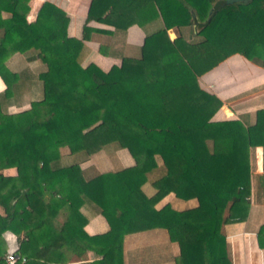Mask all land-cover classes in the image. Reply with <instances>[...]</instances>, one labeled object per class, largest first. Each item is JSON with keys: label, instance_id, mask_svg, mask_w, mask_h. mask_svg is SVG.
<instances>
[{"label": "trees", "instance_id": "1", "mask_svg": "<svg viewBox=\"0 0 264 264\" xmlns=\"http://www.w3.org/2000/svg\"><path fill=\"white\" fill-rule=\"evenodd\" d=\"M28 1L0 0L1 75L14 52L44 65L3 75L0 162L17 174L0 172V254L7 250L2 234L11 230L26 264H57L64 249L92 251L99 258L91 264H123L125 234L161 227L177 244L179 264H232L224 225L249 211L248 147H262L264 170V107L252 124L215 121L222 101L198 76L233 53L264 66V0L150 2L136 11L137 22L160 24L136 56L107 72L84 61L63 10L45 1L27 22ZM100 2L92 1L89 17L104 12ZM189 25L199 40L183 37L180 28ZM105 148L127 149L134 164L85 178L82 162ZM169 192L198 204L155 209ZM255 196L264 201V173ZM89 209L106 218V233L84 231ZM257 236L264 248V225Z\"/></svg>", "mask_w": 264, "mask_h": 264}, {"label": "crops", "instance_id": "2", "mask_svg": "<svg viewBox=\"0 0 264 264\" xmlns=\"http://www.w3.org/2000/svg\"><path fill=\"white\" fill-rule=\"evenodd\" d=\"M45 1L65 12L68 17L67 34L83 42L84 61L93 62L105 72L113 66H119L123 56H136L146 32L160 24L159 20H154L146 27L140 26L136 11L150 2L158 5L162 0H101L97 9L103 7L104 12L99 17L88 15L93 0H29L27 22L35 21ZM2 16L7 17L8 14L2 12ZM180 31L189 41L201 38L195 34L194 25L182 26ZM167 33L170 39L176 36L174 28L168 29ZM25 67L40 71L44 65L39 59L27 61L21 52L10 54L4 63L6 70L2 75L0 73V91L6 87L3 75L10 72L19 73ZM198 79L203 89L214 93L222 101L212 117L215 121L241 119L244 125L252 124L256 110L264 107V66L251 62L240 53L229 55L199 75ZM246 160L251 171L249 211L245 220L224 225L227 251L232 258V264H264V248L259 246L257 236L260 227L264 225V201L257 200L255 196L257 177L264 173L262 147H248ZM133 164L134 159L127 149L105 148L92 153L82 162L81 169L85 178H91ZM144 169L150 171L147 163ZM0 172L9 176L17 174L15 167H5L1 162ZM143 189L148 194L153 191L148 182L143 185ZM165 204L183 209L195 207L198 202L196 198L177 199L173 192H169L158 200L154 207L160 209ZM86 212L89 219L83 229L88 235L103 234L109 230V224L101 213L93 209ZM2 237L7 249L19 248V237L13 231L6 230ZM64 251H67L65 260L57 264H91V261L99 258L90 250L83 256L71 254L65 249ZM123 264H179L177 244L170 241L167 230L161 227L127 233L123 236Z\"/></svg>", "mask_w": 264, "mask_h": 264}, {"label": "built area", "instance_id": "3", "mask_svg": "<svg viewBox=\"0 0 264 264\" xmlns=\"http://www.w3.org/2000/svg\"><path fill=\"white\" fill-rule=\"evenodd\" d=\"M229 258L232 262V258ZM26 262L27 257L20 252L18 247L9 248L0 256V264H26Z\"/></svg>", "mask_w": 264, "mask_h": 264}, {"label": "water", "instance_id": "4", "mask_svg": "<svg viewBox=\"0 0 264 264\" xmlns=\"http://www.w3.org/2000/svg\"><path fill=\"white\" fill-rule=\"evenodd\" d=\"M232 1H234V0H228V2H232Z\"/></svg>", "mask_w": 264, "mask_h": 264}, {"label": "bare ground", "instance_id": "5", "mask_svg": "<svg viewBox=\"0 0 264 264\" xmlns=\"http://www.w3.org/2000/svg\"><path fill=\"white\" fill-rule=\"evenodd\" d=\"M259 151V150H258ZM259 159V158H258Z\"/></svg>", "mask_w": 264, "mask_h": 264}, {"label": "rangeland", "instance_id": "6", "mask_svg": "<svg viewBox=\"0 0 264 264\" xmlns=\"http://www.w3.org/2000/svg\"><path fill=\"white\" fill-rule=\"evenodd\" d=\"M12 110H14V109H12Z\"/></svg>", "mask_w": 264, "mask_h": 264}]
</instances>
